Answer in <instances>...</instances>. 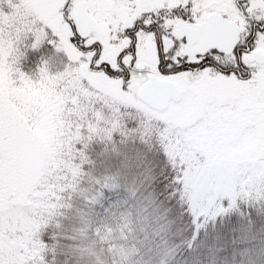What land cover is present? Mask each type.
<instances>
[{
    "label": "snow or ice",
    "instance_id": "snow-or-ice-1",
    "mask_svg": "<svg viewBox=\"0 0 264 264\" xmlns=\"http://www.w3.org/2000/svg\"><path fill=\"white\" fill-rule=\"evenodd\" d=\"M0 264H264V0H0Z\"/></svg>",
    "mask_w": 264,
    "mask_h": 264
}]
</instances>
